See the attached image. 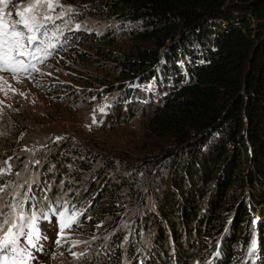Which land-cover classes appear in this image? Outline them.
Wrapping results in <instances>:
<instances>
[{"label": "trees", "instance_id": "obj_1", "mask_svg": "<svg viewBox=\"0 0 264 264\" xmlns=\"http://www.w3.org/2000/svg\"><path fill=\"white\" fill-rule=\"evenodd\" d=\"M89 2L127 26L93 38L68 26L61 47L72 38L65 49L86 45L95 54L91 76L109 95L106 127L140 120L168 145L139 161L118 157L120 172H149L137 264H190L210 237L217 264H237L250 248L255 264H264V0ZM56 154L58 165L32 191L33 205L52 201L71 174L81 183L68 195L88 215L116 219L126 184L111 168L116 163L83 182L91 171L84 153L67 146Z\"/></svg>", "mask_w": 264, "mask_h": 264}, {"label": "rangeland", "instance_id": "obj_2", "mask_svg": "<svg viewBox=\"0 0 264 264\" xmlns=\"http://www.w3.org/2000/svg\"><path fill=\"white\" fill-rule=\"evenodd\" d=\"M89 1L55 0L53 10H44L52 19L38 21L43 27L37 33V44L43 41L39 46L44 51L36 58H22L29 65L26 71L0 70V240L13 224L20 226L14 232L21 233L17 237L18 252L0 255V264H137L136 257L141 256L134 251L146 237L140 212L150 201L146 190L149 172L136 169L133 176L120 172L118 157L139 161L146 155H160L168 145L147 133L140 120L106 127L102 112L109 95L102 92L100 80L91 76L98 71V65L94 69L91 64L95 54L86 45L65 49L72 38L61 47L68 26L86 30L90 38L127 26L115 17H101ZM31 2L8 0L7 6L0 4V9L5 19L15 22L19 19L16 12ZM84 75L91 81L85 83L86 89L81 82ZM67 146L82 151L90 166L83 182L105 172L110 162L116 163L111 168L126 181L119 194L123 197L122 210L116 219L88 215L84 202L68 195L81 183L71 174L64 175L61 192L52 201H44L42 207L37 201L33 205V189L42 187L44 171L58 165L51 158ZM69 181L72 187L65 190ZM135 191L137 195H132ZM143 193L146 203L141 202ZM205 242L190 264H217L219 250H213V238ZM255 254L250 248L236 262L255 264Z\"/></svg>", "mask_w": 264, "mask_h": 264}, {"label": "snow or ice", "instance_id": "obj_3", "mask_svg": "<svg viewBox=\"0 0 264 264\" xmlns=\"http://www.w3.org/2000/svg\"><path fill=\"white\" fill-rule=\"evenodd\" d=\"M0 4L7 6L8 0H0ZM55 0H32L22 11H17L19 19L15 22L5 19L3 9H0V70H7L13 73L26 71L29 65L25 64L23 57L36 58V54L44 51L37 44V33L43 27L38 21H50L52 17L45 15L44 10H53L56 7ZM9 12L8 16L11 17ZM43 35V33H41ZM33 44H37L34 50H30ZM33 68L34 65H31ZM20 227L13 224L8 232L0 240V255L5 252H18L17 237L21 233L14 232Z\"/></svg>", "mask_w": 264, "mask_h": 264}]
</instances>
